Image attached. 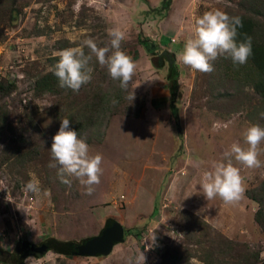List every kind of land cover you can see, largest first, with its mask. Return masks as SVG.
I'll return each instance as SVG.
<instances>
[{"label": "rangeland", "instance_id": "1", "mask_svg": "<svg viewBox=\"0 0 264 264\" xmlns=\"http://www.w3.org/2000/svg\"><path fill=\"white\" fill-rule=\"evenodd\" d=\"M75 3L0 0V83L13 84L5 93L0 87V248L32 242L35 253L23 264H134L140 252L145 264H264V227L255 219L260 204L250 197L259 196L264 181V144L259 168L225 156L234 143L247 147L250 125L264 126V99L252 88L257 75L249 62L225 56L213 61L212 73L177 59L196 19L214 10L252 19L255 39L263 42L264 0H81L79 12ZM114 28L125 32L121 49L138 66L127 90L94 56L92 79L79 92L60 83L36 88L60 52L83 47L88 54L87 39L110 47ZM93 95L103 115L91 132L85 124L76 132L92 155L103 157V174L86 195L75 177L71 186L61 183L58 168L49 167L50 148L63 119H88ZM229 159L240 168L245 193L234 204L208 201L201 177ZM33 178L39 193L26 188ZM107 218L127 230L108 253L38 251L49 238L81 242L100 235ZM154 234L148 248L152 241L145 240Z\"/></svg>", "mask_w": 264, "mask_h": 264}, {"label": "clouds", "instance_id": "2", "mask_svg": "<svg viewBox=\"0 0 264 264\" xmlns=\"http://www.w3.org/2000/svg\"><path fill=\"white\" fill-rule=\"evenodd\" d=\"M80 7L81 0H76L74 11L79 12ZM239 27H242V20L238 16L230 17L220 10L204 13L196 19L192 35L177 56L178 61L201 73H212L215 70L213 61L220 56L231 58L234 64H246L253 52L252 41L251 38L237 39ZM108 35L111 37L110 47H98L93 39H87L83 45L90 50L88 54H85L83 47H70L59 53L54 75L58 77L60 87L79 92L83 85L89 83L93 72L90 63L94 56L101 67H106L110 78L119 81L121 89H128L138 66L121 49L126 39L125 32L114 28L109 30ZM128 99L133 101L135 95H130ZM69 124L68 118L63 119L59 131L53 137L50 151L54 163H50L49 167L58 168L57 175L61 183L71 186L69 177H75L85 187V194L91 195L101 182L103 157L100 154L92 155L89 144L79 138L78 133L69 128ZM213 128L218 130V125L214 124ZM244 142L246 148L234 143L225 156L234 157L248 168L261 167L259 156L261 145L264 144V126L250 125L244 132ZM26 188L39 193V181L35 178L29 180ZM200 188L208 201L219 197L227 204L237 203L245 193L240 168L234 166L230 159L228 163L217 162L211 171H206L201 177ZM44 194L50 195L47 191ZM148 240L152 241V244L147 245L151 248L156 241L155 234L145 241ZM145 259L144 253L140 252L134 264H145Z\"/></svg>", "mask_w": 264, "mask_h": 264}, {"label": "trees", "instance_id": "3", "mask_svg": "<svg viewBox=\"0 0 264 264\" xmlns=\"http://www.w3.org/2000/svg\"><path fill=\"white\" fill-rule=\"evenodd\" d=\"M259 6V5H258ZM259 9V8H258ZM261 9V8H260ZM257 12V10H256ZM242 20V27L238 28V40H246L248 38H251L252 41V55L250 56L248 62L253 69L254 73L257 75V77L252 81V88L254 91L258 92L261 96L262 99H264V40L263 42H259L258 39H255V31H256V24H254L253 20L250 18H244L243 15L238 16ZM166 54V53H165ZM173 60V56L169 55V61ZM172 70L175 71V67L173 64H171ZM53 73L47 74L48 76H42L38 78L35 82V86L38 90H46V89H53L55 86L60 83L58 80V77L54 75L55 68L52 70ZM175 78V75H174ZM58 80V81H57ZM0 87L2 89V93L8 92L11 88H13V84H8L1 82ZM9 85V87L7 86ZM94 97V103L96 102L97 98L93 95ZM101 97L98 99V103L100 102ZM93 103V104H94ZM97 106V102L95 105H92V107ZM89 108V107H88ZM85 111L87 113V111ZM92 109V108H91ZM91 112L90 115L87 117L86 121L82 120V122L70 124L71 126L69 128L73 130H77L81 126L83 127L84 124L86 127H88L90 132L93 130L92 127L96 125V121L99 120L102 117V111L98 107L93 108L92 110H89ZM170 111L173 113H176L174 106L172 103H170ZM106 120L108 122V115L106 116ZM95 118V119H94ZM70 120H72V116L69 117ZM94 120V121H93ZM94 122V124H91ZM106 122V125H107ZM83 123V124H82ZM85 127V129H86ZM92 129V130H91ZM87 140V139H86ZM88 141V140H87ZM252 199L256 200L260 204V208L256 212L255 219L257 220L258 223L264 227V203L262 198H264V181L259 185V196L254 195L250 196ZM114 223V220L111 218H107L104 223V228L110 227ZM127 232L126 229H124L123 233ZM90 238L83 239L81 242H76L73 240L69 241H60L55 238H49L46 242V247L48 249H52L54 252L64 254V255H76L78 248ZM35 247V246H34ZM33 247V243L26 240H17L13 250L7 251L4 249L0 248V261L5 264H23L24 260L31 254L35 253Z\"/></svg>", "mask_w": 264, "mask_h": 264}, {"label": "water", "instance_id": "4", "mask_svg": "<svg viewBox=\"0 0 264 264\" xmlns=\"http://www.w3.org/2000/svg\"><path fill=\"white\" fill-rule=\"evenodd\" d=\"M166 57L169 60V54L166 53ZM122 225L114 221V223L101 232L100 235L93 236L90 239L86 240L77 251V254H95V253H108L113 244L119 241L123 235ZM48 250L46 245L43 244L38 251Z\"/></svg>", "mask_w": 264, "mask_h": 264}]
</instances>
